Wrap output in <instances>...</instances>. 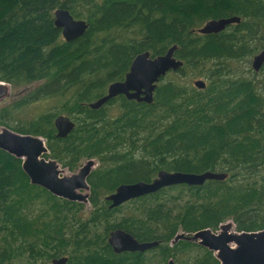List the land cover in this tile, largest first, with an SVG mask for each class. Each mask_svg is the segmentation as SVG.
Instances as JSON below:
<instances>
[{"label": "trees", "instance_id": "16d2710c", "mask_svg": "<svg viewBox=\"0 0 264 264\" xmlns=\"http://www.w3.org/2000/svg\"><path fill=\"white\" fill-rule=\"evenodd\" d=\"M57 8L85 20V34L65 41L53 22ZM230 16L240 22L217 33L194 30ZM172 45L183 65L160 78L152 102L117 95L88 106L124 78L138 53L156 56ZM261 50L264 0H0V81H42L0 106V127L42 136L46 156L70 171L83 159L100 163L88 177L87 212L30 183L21 159L0 149V264L62 256L65 264H220L194 241H170L227 220L237 231L264 229V63L258 72L249 64ZM46 101L58 106L28 116ZM60 114L74 122L65 137L56 136ZM159 170L228 177L166 186L114 207L104 199ZM128 172L137 176L128 180ZM115 229L159 244L116 253L107 242Z\"/></svg>", "mask_w": 264, "mask_h": 264}, {"label": "water", "instance_id": "95a60500", "mask_svg": "<svg viewBox=\"0 0 264 264\" xmlns=\"http://www.w3.org/2000/svg\"><path fill=\"white\" fill-rule=\"evenodd\" d=\"M54 25L61 30L62 38L69 42L85 34L88 23L83 19L74 18L68 10L57 8L53 12ZM240 21L238 16L211 19L194 30L202 34L217 33L231 23ZM176 45L169 47L164 53L151 56L148 51L138 53L132 60L128 71L122 80L108 84L106 93L93 102L90 108H98L117 95H125L128 99H135L150 103L157 82L170 70H177L183 65L174 56ZM264 63V50L254 55L251 66L258 72ZM193 85L204 87L202 79H195ZM11 84L0 81V101L9 95ZM26 89L23 88L20 92ZM56 136L65 137L74 127V122L66 115H58L54 119ZM0 149L21 159V166L29 177L30 183L39 185L51 194L70 201L89 203L88 177L96 165L95 158L85 159L81 166L74 171L62 167L61 164L47 157L46 140L39 135L22 134L0 127ZM224 172L204 171L190 173L183 171L159 170L155 178L149 181L120 184L114 191L104 196L111 202L110 206H118L130 199L155 192L163 187L175 184L198 185L207 179H224ZM227 220L218 226L217 230L210 228L199 229L195 232H179L171 240V244L180 239L194 241L213 251L220 264H264V229L258 231H237ZM233 223V222H232ZM108 244L116 253L143 252L159 241H139L132 234L123 229L109 232ZM67 257L52 259V264H65ZM168 264H174L170 259Z\"/></svg>", "mask_w": 264, "mask_h": 264}, {"label": "rangeland", "instance_id": "374dc122", "mask_svg": "<svg viewBox=\"0 0 264 264\" xmlns=\"http://www.w3.org/2000/svg\"><path fill=\"white\" fill-rule=\"evenodd\" d=\"M251 59H252V58H250V60H249V64H251ZM259 74H260L259 77H264V70L259 71ZM195 79H199V78H195ZM195 79H194V80H195ZM191 80H192V78L185 77L184 82L190 84V81H191ZM202 80H203V79H202ZM41 82H42V81H34V82L30 83L29 85L25 86L26 89H25L23 92H20V91H21L23 88H25V87L11 85V86H10L9 95L6 96L4 99H2V100L0 101V106L5 105V104L9 103L11 100H13V99H15V98H18V97H20V96H22V95H24V94L27 93L28 91H30V90H32L33 88H35L36 86H38ZM34 105H35V104H33V105L31 106V110H30V112H29V114H28L29 117L33 116V115L35 114V112H41V111H43V110H45V109H47V108H49V107H51V106H58V102H57V101H46V102H44V103H43V102H40L39 105L33 110ZM84 160H85V159L81 160L80 163H82ZM95 160H96V165L93 167V169L91 170V172H92L93 170L97 169L98 165H100V163L98 162V160H97L96 158H95ZM90 174H91V173H90ZM129 174H131V172H128L126 175H123V177L128 178V180H132V178H134V177L137 176V175H129ZM152 177H153V176H152ZM88 193L90 194V189H89ZM84 206H85L84 210L87 211V212H88V209H91V208H90V203H87V204L84 203ZM229 223H230V225H231L232 227H234V224H233L232 222H229ZM48 264H51V263H48Z\"/></svg>", "mask_w": 264, "mask_h": 264}, {"label": "bare ground", "instance_id": "6f19581e", "mask_svg": "<svg viewBox=\"0 0 264 264\" xmlns=\"http://www.w3.org/2000/svg\"><path fill=\"white\" fill-rule=\"evenodd\" d=\"M239 22H240V21H239ZM239 22H237V23H239ZM231 24H236V22H235V23H231ZM231 24H229L228 26H230ZM226 27H227V26H226ZM226 27H225V28H226ZM225 28H224V29H225ZM224 29H223V30H224ZM221 31H222V30H221ZM219 32H220V31H219ZM69 42H70V41H69ZM176 49H177V46H176ZM174 53H175V51H174ZM257 54H258V53H257ZM174 56H175V54H174ZM252 58H253V57H252ZM251 61H252V59H251ZM203 81H204V80H203ZM203 88H205V81H204V87H202V88H198V89H203ZM98 162H99V161H98ZM81 164H82V163H79V166H78V167H80ZM98 166H99V165H98ZM227 177H228V175H227L224 179H226ZM224 179H207V180H224ZM207 180H205V181H207ZM205 181H204V182H205ZM204 182H203V183H204ZM203 183H202V184H203ZM202 184H198V185H202ZM175 185H180V184H175ZM187 185H188V184H187ZM107 242H108V241H107ZM170 242H171V241H170ZM169 260H170V259H169ZM169 260H168V261H169Z\"/></svg>", "mask_w": 264, "mask_h": 264}, {"label": "flooded vegetation", "instance_id": "af4514ba", "mask_svg": "<svg viewBox=\"0 0 264 264\" xmlns=\"http://www.w3.org/2000/svg\"><path fill=\"white\" fill-rule=\"evenodd\" d=\"M52 264V263H51Z\"/></svg>", "mask_w": 264, "mask_h": 264}]
</instances>
